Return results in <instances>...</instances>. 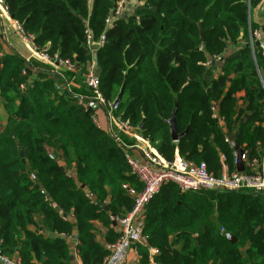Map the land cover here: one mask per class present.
Listing matches in <instances>:
<instances>
[{
	"label": "trees",
	"instance_id": "obj_1",
	"mask_svg": "<svg viewBox=\"0 0 264 264\" xmlns=\"http://www.w3.org/2000/svg\"><path fill=\"white\" fill-rule=\"evenodd\" d=\"M118 1L2 0L37 51L74 64L45 71L0 45V242L20 264H73L71 242L81 264H100L118 236L109 216L126 215L134 202L127 189H141L126 164L135 141L117 143L91 120L86 31L92 42L104 32L94 56L105 102L123 88L110 114L162 158L177 151L217 175L220 156L235 168L234 140L245 169L261 160L264 52L254 40L252 54L249 42L258 30L250 13L263 0H135L132 16L107 27ZM175 106L176 132L185 135L172 142L167 122ZM99 227L107 229L103 242ZM143 234L137 264H264V195L181 194L167 184L145 207Z\"/></svg>",
	"mask_w": 264,
	"mask_h": 264
},
{
	"label": "built area",
	"instance_id": "obj_2",
	"mask_svg": "<svg viewBox=\"0 0 264 264\" xmlns=\"http://www.w3.org/2000/svg\"><path fill=\"white\" fill-rule=\"evenodd\" d=\"M128 1L132 0H123L117 5L112 19L105 20V25L107 27L110 26L112 24L111 21L116 19L120 14L122 5ZM0 7L2 8V13L8 15L2 0H0ZM16 32L20 35L25 46L34 48L33 37L27 36L22 27L18 24H16ZM86 35L87 45L91 48L93 45L92 38L88 31H86ZM250 37L249 47L251 53L254 54L253 41L257 40L259 34L257 31H254L252 34L250 33ZM104 40L105 37L103 33L99 38L100 44L98 47L103 46ZM40 57H42V59H47L44 55H40ZM57 63L61 64L64 68H68L70 65L68 61ZM31 70L35 71V68L32 67ZM22 75L27 76V70H23ZM85 85L92 93V96L87 101L89 102L88 105L90 106V103L97 104L98 108L104 111L108 117L107 126L103 127L91 114L93 124L97 128L105 129L115 138V141L119 143L120 140L114 136L113 130L109 126V113L112 110V104L105 102V99L98 89V80L92 75L91 71H89V74L85 77ZM20 89L23 90L24 85H21ZM80 103L85 110H88L87 104ZM116 127L121 132L137 136L135 129L129 127L126 122L117 121ZM140 142L145 146H141L142 148H138L139 146L137 145L130 147V149L139 153V157H135L131 154L127 155L126 164L130 174L141 184V189L138 192L131 188L127 189V192L133 196L134 202L131 210L126 215L121 217L114 215L109 216V221L113 224L118 236L114 243L106 247L108 254L102 259L100 264H137V247L139 245H147V237L143 234L145 207L159 194L162 187L167 184H172L177 187L181 194L205 191L220 194L244 192L264 195V151L260 163L257 165L256 160H252L247 164L249 170L243 172H237L236 169H229L225 163L224 156H220L219 162L221 169L217 175H214L209 171L204 162L196 163L188 160L182 157L177 151L170 161H166L158 155L155 150L150 148L147 142L142 139H140ZM244 158L245 154L243 152L242 161ZM235 164L236 159L234 158V165ZM85 195L93 202L91 194L86 192ZM221 232H223V230H221ZM148 250L151 255L157 254V250L153 248H149ZM0 264H20V260L17 256L14 255L9 257L3 254L1 242Z\"/></svg>",
	"mask_w": 264,
	"mask_h": 264
},
{
	"label": "crops",
	"instance_id": "obj_3",
	"mask_svg": "<svg viewBox=\"0 0 264 264\" xmlns=\"http://www.w3.org/2000/svg\"><path fill=\"white\" fill-rule=\"evenodd\" d=\"M250 17H251L252 22L258 25L257 32L259 34V37L257 38V40H259L260 45L262 47V50L264 52V45L262 43L264 41V0L261 3V5H259L258 7H255L251 10ZM0 45H1L2 53L18 55L21 58H23L25 61H28L30 59L35 58V56L30 53L28 46H25L23 44L20 35L16 32L15 21L12 20L11 17H9L8 15H5L4 13H2L1 7H0ZM211 64L214 65L213 62H211ZM217 65L220 66L219 63H217ZM217 71H218V69H217ZM111 109H112V107H111ZM91 110H92L93 117H95L101 123L102 126H104L105 124L108 123V117L104 111L100 110L98 107L94 108V109L91 108ZM110 117H111V114L109 113V122H110ZM135 145L139 146L138 148H142L141 146H143V147L145 146L141 142H139V143L135 142ZM129 151H130L129 153L131 155H133L135 157H139V153L134 151L133 149H130V147H129ZM259 163H260V161L257 162V165ZM243 166H244V163H243ZM246 169L244 166V171L249 170L248 166ZM103 239H104V237L102 236V239L99 242H103ZM70 246H71V250L73 252V254H72L73 255V264H81L79 261V258L77 256V253L74 250L75 244L71 242Z\"/></svg>",
	"mask_w": 264,
	"mask_h": 264
},
{
	"label": "rangeland",
	"instance_id": "obj_4",
	"mask_svg": "<svg viewBox=\"0 0 264 264\" xmlns=\"http://www.w3.org/2000/svg\"><path fill=\"white\" fill-rule=\"evenodd\" d=\"M123 1V0H122ZM121 0L118 1V3H116V6L115 8L117 7V5L122 2ZM137 1L135 0H132V1H128L126 3H124L120 9V14L117 16L116 19H119L121 18L122 16H132L134 14V8L137 6ZM90 5H91V2H90ZM114 12L115 10L108 16L107 19H112L113 15H114ZM9 16V14H8ZM10 17V16H9ZM116 17V16H115ZM12 19V18H11ZM106 19V20H107ZM115 19V20H116ZM13 20V19H12ZM111 22H114V20H112ZM16 24H18L17 22H15ZM19 25V24H18ZM104 33V32H103ZM102 33V34H103ZM101 36V35H100ZM34 38V37H33ZM100 38V37H99ZM100 44V41L99 39L95 42H93V45L91 46L90 48V52L93 54L94 56V53L97 51L98 47ZM33 45H34V42H33ZM28 49L30 50V53L32 55L35 56L34 59H30L28 60L27 62H34L35 65H38L39 67L41 66H45V68H42L43 70L45 71H52V72H60V69H57L59 67H61L62 65L61 64H58L57 62H63V61H68V60H64V59H60L58 58V54L57 52H46V51H37L36 47H31L29 46ZM40 55H44L45 58L47 59H42V57H40ZM93 58V57H92ZM69 62V61H68ZM70 65L68 68H64V70H68V71H72L74 69V64H72L71 62H69ZM61 67V68H62ZM92 67H93V63L90 65L89 67V71L92 72ZM77 65H75V70H77ZM89 71L87 74H89ZM87 74L85 75V77L87 76ZM50 75V74H48ZM61 82L59 81H56L57 85L60 87V88H64V89H67V82L66 80L62 79V75H58ZM65 78V77H64ZM98 78V77H97ZM69 85L72 86L73 85V82H69ZM1 122V121H0ZM2 123V122H1ZM116 123H117V120L114 118L113 115H111L110 117V122H109V126L110 128H112L113 132L117 135V138H119L121 141H123V143L126 145V146H130L129 144H131L132 141H135L137 143L140 142V137L139 136H134L133 134H128V133H125V132H121L117 127H116ZM106 125V124H105ZM104 125V126H105ZM103 126V127H104ZM107 126V125H106ZM133 143V142H132ZM134 144V143H133ZM52 156V155H51ZM164 159V158H163ZM166 160V159H164ZM166 161H170V160H166ZM70 174V173H69ZM99 234H97V241H101L102 239V236L104 235V233L107 232V229L106 228H103V227H99ZM222 230V229H221ZM181 236L182 235H175L173 238L170 239L171 243L175 246H177L178 244H180L181 242ZM104 237V236H103ZM110 245V244H109ZM108 246V245H107ZM156 250V249H155Z\"/></svg>",
	"mask_w": 264,
	"mask_h": 264
},
{
	"label": "water",
	"instance_id": "obj_5",
	"mask_svg": "<svg viewBox=\"0 0 264 264\" xmlns=\"http://www.w3.org/2000/svg\"><path fill=\"white\" fill-rule=\"evenodd\" d=\"M197 26H198V30H199V35L201 37V40L203 41V35H202L200 24H198ZM262 43L264 45V41ZM92 61H93L92 75L95 78H97L99 73H98V67H97V60H96L95 56H93ZM122 93H123V88H121L119 94L117 95L116 99L114 100V102L112 104V110H115L118 107V104H119L121 97H122ZM97 107H98L97 104L90 103V108L94 109ZM175 113H176V106L173 109L171 117L167 122L168 130H169L170 138H171L172 142H177L182 136L185 135V132H183L182 134H177V132H176V129H175ZM141 126H142V124L139 126V128ZM227 136H229V133H227ZM231 147L233 149V152L235 154V159H236L235 169L237 172H243L244 171V166H243V161H242L243 150L241 148H239V146L237 145V143L234 140H231ZM20 157H22V158L24 157V153L22 151H20ZM51 158L53 160H55V155H52ZM105 210H106V208H105ZM226 239L230 243L235 242V238L229 234L226 235Z\"/></svg>",
	"mask_w": 264,
	"mask_h": 264
}]
</instances>
